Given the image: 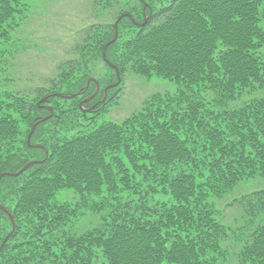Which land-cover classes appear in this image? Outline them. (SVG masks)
<instances>
[{"label": "trees", "instance_id": "obj_1", "mask_svg": "<svg viewBox=\"0 0 264 264\" xmlns=\"http://www.w3.org/2000/svg\"><path fill=\"white\" fill-rule=\"evenodd\" d=\"M22 1L0 0V38ZM136 1L95 0L97 20L85 28L77 56L37 100L0 96V174L44 160L0 183V203L15 218L14 229L0 209V264H264V188L222 203L264 178V95L244 99L264 91V0ZM123 13L148 20L138 26L124 18L108 59L122 78L127 71L157 75L177 92L158 93L122 122L70 138L54 133L83 124L78 97L77 110L64 115L52 106L55 115L32 137L48 149L46 158L28 145L33 125L50 114L38 102L49 96L54 104L61 83L74 77L75 86L80 67L104 59ZM89 71L83 78H92ZM64 191L73 202L61 199ZM236 206L234 225L226 211ZM105 209L102 227L77 229L88 212Z\"/></svg>", "mask_w": 264, "mask_h": 264}, {"label": "rangeland", "instance_id": "obj_2", "mask_svg": "<svg viewBox=\"0 0 264 264\" xmlns=\"http://www.w3.org/2000/svg\"><path fill=\"white\" fill-rule=\"evenodd\" d=\"M121 4L125 7L138 6L136 0H121ZM94 8L95 0H23L17 9L15 18L6 25L7 34L3 35L4 38H0V48L4 51L0 54V96L10 92H19L28 99L34 100L41 88H50L53 83H58L63 78L66 61L77 56L78 47L87 38L85 28L97 20ZM104 12L106 13V11ZM124 14L129 13H123L122 15ZM126 17L129 16L124 18ZM110 18L112 20L113 17ZM139 19H141V16ZM123 22H125V26L128 24V20ZM260 26L264 30V3L261 7ZM261 51L264 54V46ZM112 54L113 52L110 55L108 53L109 59L112 58ZM88 69H90L91 76L100 83L102 88V92L97 98L94 97L84 103L85 108L95 106V109L93 112L87 113V120L82 118L83 124H80V127L64 128L66 132L54 133L57 139L65 138L61 136L70 138L81 133H88L89 127H101L105 121L122 122L140 110L154 95L158 93L175 94L178 90V85L168 79L157 77V75L144 77L135 72L127 71L119 87L109 91L108 102L103 106L99 102L102 101L105 87L115 83L118 79L116 70L110 67L101 57L78 69L76 78L79 82L75 86L71 87V84L76 82L73 79L74 77L67 79L65 83H61L55 96L64 93L65 97H58L55 99L54 104L47 103V105L59 107L57 111L63 107V115L67 110H77L76 106H73V99L78 97L76 102L80 103L81 101L83 103L91 95H94L96 90V85L92 82L90 90L86 94L79 91L80 88L85 87L89 80V78H83L85 71ZM262 92H257L254 95L250 94L251 96L247 95L244 99L247 101L252 98L263 97L264 93ZM76 94L78 95L75 96ZM66 96L74 97L68 98ZM19 98L20 100L25 99L23 96ZM240 103L242 102L238 101L235 104ZM19 127L22 133H26L28 130L26 126L21 125ZM20 141L22 139H19ZM47 155H49V151ZM39 156H43V154L39 153ZM34 161L40 163L44 160ZM260 188H264V178L243 183L241 188L226 196L222 203L228 202L242 193H249ZM60 196L62 200L69 199L71 202L75 197L72 192L67 193V191H64ZM98 203L100 202L98 201ZM220 205L221 203H219ZM106 211L109 212L107 209L93 214L88 212L78 222L77 229L84 233L102 227L104 224L102 216L106 214ZM226 215L229 222L236 225V218H239L240 215L239 207L228 209ZM241 222L242 218L240 217L239 223L241 224ZM6 238L8 240L9 236Z\"/></svg>", "mask_w": 264, "mask_h": 264}, {"label": "water", "instance_id": "obj_3", "mask_svg": "<svg viewBox=\"0 0 264 264\" xmlns=\"http://www.w3.org/2000/svg\"><path fill=\"white\" fill-rule=\"evenodd\" d=\"M125 16H129V17L132 19V21H133L135 24L139 25V26L144 25V23H139V22L135 21L134 18L131 17L129 14L121 15L120 18L118 19V21L116 22V25H115V37L113 38V40H111V41L105 46V48H104V58L107 60L109 66H111V67H113V68L116 69V71H117V75H118V82H116V83H114V84L108 86V87L105 89V99H104V101L106 100V97H107V95H108V90H109L110 88L117 87V86L121 83V71H120V69H119L118 66H116L115 64H113L111 61H109V60L107 59V48H108L109 45L113 44V43L118 39V36H119V22H120V20H122ZM146 20H147V18H146ZM92 80H93V79H90V80H89V82H88V86L90 85V83H91ZM97 86H98V87H97V92H96V94H97L98 91L100 90V84L97 83ZM96 94H94L93 96H91V97H89L88 99H86L85 102H88V101L92 100V99L95 97ZM57 95H59L60 97H65L64 94H57ZM66 97H68V98H72V97H74V96H66ZM48 100H49L48 97L42 99V100L39 102V105H41V104L44 103V102H47ZM83 103H84V102H83ZM83 103H81V108H82V110H83L84 112H92V111L95 109V106H93V107H91V108H83V107H82V106H83ZM48 108L51 110V114H50L49 116L43 117V118L41 119V121H47L48 119H50V118L53 116V108L50 107V106H48ZM37 126H38V124H35V125L33 126L32 130H31V133L29 134L28 143H29V145L32 146V147H42V148H44V146H42V145H38V144H37V145H33V144L31 143L32 136H33V134H34V132H35ZM47 154H48V151H47ZM47 156H48V155H47ZM34 163H36V162H35V161H31V162H29L28 164H26V165L20 170V172H17V173H15V172H4V173H2V174L0 175V182H1V180L3 179V177H5V176H17V175H20L21 173L27 171L32 165H34ZM0 208L9 214V216H10L12 222H13V225H14V227H15V219H14V215L8 210V208H6L5 206H3V205H1V204H0ZM6 241H7V238L4 240V243H5Z\"/></svg>", "mask_w": 264, "mask_h": 264}, {"label": "flooded vegetation", "instance_id": "obj_4", "mask_svg": "<svg viewBox=\"0 0 264 264\" xmlns=\"http://www.w3.org/2000/svg\"><path fill=\"white\" fill-rule=\"evenodd\" d=\"M98 102H99V101H98ZM99 104H102V103L99 102ZM102 105H103V104H102ZM103 106H104V105H103Z\"/></svg>", "mask_w": 264, "mask_h": 264}]
</instances>
